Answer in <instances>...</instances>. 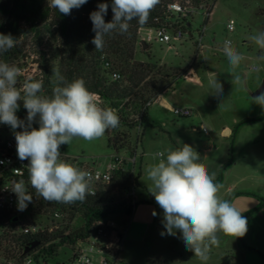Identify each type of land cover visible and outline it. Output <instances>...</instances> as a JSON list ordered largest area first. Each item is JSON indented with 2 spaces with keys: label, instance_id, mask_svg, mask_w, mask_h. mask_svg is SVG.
Returning a JSON list of instances; mask_svg holds the SVG:
<instances>
[{
  "label": "rangeland",
  "instance_id": "1",
  "mask_svg": "<svg viewBox=\"0 0 264 264\" xmlns=\"http://www.w3.org/2000/svg\"><path fill=\"white\" fill-rule=\"evenodd\" d=\"M212 1L205 5L209 8L213 4L209 18L206 10L188 8L191 9L188 18L191 26L187 32H191L192 37L187 34L182 43L173 42L175 48L157 41L147 44L149 52H145L144 47L137 48V62L157 64L162 73L170 76L169 85L158 78V87L165 85L166 88L175 83L172 91L165 96L169 106L184 108L185 104L196 105L199 113L196 115L194 112L190 118L177 117L166 108L168 105H164V100L157 99L149 107L148 125L140 131H130L132 146L137 148V170H142L139 181L141 188L137 190L141 203L130 219L122 253L123 264H201L194 253L186 249L179 231L175 236L166 233L163 210L149 192L152 182L145 170L158 162V158L154 159L158 151L176 150L182 148L183 144H189L199 153V162L206 166L209 174L214 175V182L223 174L219 183L223 185L219 193L221 198L229 201L232 197L230 202L241 212L247 209L243 211L244 214L247 211L255 212L264 202V121L243 125L234 138L222 134L226 126L233 130L238 122L264 116V108L251 102V98L257 96L256 93L264 86V61L257 59L261 52L249 39L258 31H263L264 0ZM179 2L186 8L190 7L188 0ZM231 20L235 22L234 32L227 30ZM205 24V48L194 65L203 84L198 86L184 79V76L197 53L195 39ZM149 33L150 30L142 29L140 37L147 38ZM225 40H231L233 46L245 56L237 72L242 77L247 76V91L239 90L231 83L230 66L222 51ZM209 72H216L223 85V93L219 97L212 94ZM259 84L260 87L254 90L253 85ZM32 126L35 128L34 124ZM202 127L207 128L208 136L202 133ZM138 133L141 137L139 143ZM109 138H113V134L107 132L93 141L74 138L70 144L61 145L59 151L71 161L105 167L117 155L115 149L109 147ZM119 155L132 158L127 150H121ZM225 166L227 169L223 171ZM81 226L82 220L75 219L70 226L71 234ZM162 232L165 233L163 236ZM240 242L239 237L221 234L220 244L212 247L207 264H231V255H236ZM88 255L93 258L94 264H99L100 256ZM50 264L82 263L74 257V246L66 245L60 248L58 256Z\"/></svg>",
  "mask_w": 264,
  "mask_h": 264
},
{
  "label": "clouds",
  "instance_id": "2",
  "mask_svg": "<svg viewBox=\"0 0 264 264\" xmlns=\"http://www.w3.org/2000/svg\"><path fill=\"white\" fill-rule=\"evenodd\" d=\"M88 0H48V6L64 15L72 9H79ZM160 0H112V19L106 22L109 4L100 3L97 10L90 13L95 33L92 43L95 50L102 51L105 37L113 33L130 34L131 22L136 20L140 26L147 23L151 11ZM249 39L261 54L264 61V31H258ZM16 38L10 33H0V54L16 45ZM230 66L232 85L247 91V76L237 72L245 56L225 40L222 48ZM206 59V58H205ZM21 69L15 64L0 61V123L10 126L14 131L18 158L28 160L29 183L38 197L48 202L74 204L83 202L91 190L93 176L61 159L60 146L70 144L74 138L93 141L104 136L109 129L119 126L117 111L102 107L96 101L83 78L71 82L58 70H53L54 87L52 95H42L43 82L26 79L22 91L16 87ZM212 94L221 96L223 85L216 72L208 73ZM260 87V86H259ZM258 87V88H259ZM23 101L27 110L26 120L16 115ZM251 102L264 108V91L252 97ZM38 128L33 122L37 121ZM17 128L21 131H15ZM166 157V158H165ZM158 162L146 168L148 179L152 182L149 192L163 210V223L166 233L175 236L177 231L186 249L192 251L201 264H207L212 247L220 244V235L243 237L248 231L247 218L234 203L219 195L223 185L214 182L206 166L200 163L199 153L189 144L182 148L158 151L154 159ZM11 190L17 196L19 211L26 210L32 201L24 180L14 182ZM153 215H156L153 212ZM165 233L162 232L163 236Z\"/></svg>",
  "mask_w": 264,
  "mask_h": 264
},
{
  "label": "trees",
  "instance_id": "3",
  "mask_svg": "<svg viewBox=\"0 0 264 264\" xmlns=\"http://www.w3.org/2000/svg\"><path fill=\"white\" fill-rule=\"evenodd\" d=\"M177 1L160 0L146 24L140 26L133 20L130 34L113 33L106 36L103 50L97 51L91 42L95 33L90 13L97 10L98 4L108 3L109 9L104 19L106 22L111 21L112 0H88L79 9H72L70 15L49 7L48 0H0V33H10L18 40L11 50L0 54V61L19 60L26 48L34 51L42 71V95H52L55 80L53 70H58L68 82L83 78L87 88L101 96L103 106L115 109L119 116V126L106 131L107 134H113V138H109V147H113L116 152L127 150L131 156H135L137 148L132 146L130 131L148 125V104L169 87H158L156 80L162 78L165 84H170V76L162 73L157 64L136 61L138 47L146 46L144 51L149 52L147 44H140L139 33L142 29H170L178 24L189 23L186 17L169 12V7ZM210 1L191 0V4L193 8L199 9ZM114 73H118L120 79L115 80ZM19 105L16 115L26 120L27 110ZM260 121H264V116L238 122L231 137L234 138L243 125ZM140 138L138 133V143ZM226 169L227 166L222 170ZM222 176L221 173L215 183L219 184ZM141 178L140 168L135 180L138 189L141 188ZM131 179V172L118 171L111 185L97 195H88L83 202L74 204L45 201L36 196L32 189L33 200L26 213L8 215L0 212V264H22L28 259H33V264H50L58 256L61 247L74 245L78 240L88 237L97 221L113 215L133 216ZM231 200L232 197L229 198ZM140 203L137 202L136 208ZM263 207L264 202L260 204V208ZM57 212L63 214L71 225L80 218L82 226L63 238L62 233L58 232L37 235L23 233L26 225L39 222L41 217H53ZM32 244H36V247L30 250ZM250 249L264 260L263 252Z\"/></svg>",
  "mask_w": 264,
  "mask_h": 264
},
{
  "label": "built area",
  "instance_id": "4",
  "mask_svg": "<svg viewBox=\"0 0 264 264\" xmlns=\"http://www.w3.org/2000/svg\"><path fill=\"white\" fill-rule=\"evenodd\" d=\"M213 0L212 2H214ZM189 3V4H188ZM187 4L190 7L183 6L179 1L175 2L169 7V12L175 15H181L187 19L190 16L191 9L193 8L191 0H188ZM204 4L201 8L197 10H206V16H209L213 10V4L206 8ZM189 20V19H188ZM190 23H185L184 25H177L176 27L166 28L161 27L157 29H148L150 30L147 38L140 37V44H148L153 41L160 42L167 45L169 48H175L172 46L173 42L182 43L187 34L192 37L191 32H187V28L190 27ZM205 29L206 24L203 27L202 32L199 33L197 39H195V48L196 56L194 60L190 63L188 70L185 74V79L194 84H199V79L194 72V65L197 61V57L200 52L205 48L204 38H205ZM229 32L235 31V22L231 20L227 26ZM141 31V30H140ZM18 44V40L16 42ZM9 64H15L21 69L20 75L17 79L16 87L22 91L23 83L26 79L31 77L33 80L42 81V71L37 63V55L30 48H26L23 53L20 55L19 60L8 61ZM109 66V65H108ZM118 73L113 74L115 80L120 79ZM96 101L97 103L103 106V100L101 96L97 93ZM156 100V99H155ZM151 101L147 107H150L153 102ZM19 104L23 105V101H18ZM170 111L181 118H190L193 116L194 111L191 108H170ZM19 118V116H18ZM33 124L35 128L39 127L38 118L37 121H34ZM22 129L17 128L15 131H21ZM202 133L206 136L209 135L207 128L202 127L200 129ZM140 131V129H139ZM114 159L109 162L105 167L98 166H88L78 163L77 161H71L69 158L61 154V159L74 165L82 170L88 171L92 174L93 180L91 184L92 192H95L94 195H97L99 192L104 190L107 186L111 185L115 179L116 173L118 171H129L132 173L131 179V200L134 206V213L136 210V204L139 202L137 197V190L135 186V180L137 178V155L126 158L119 155V152H116ZM29 164L28 160L21 161L16 152V140L14 131L10 126L1 123L0 125V212L6 213L8 215L13 213L23 214L29 210L30 203L26 210L19 211L17 207V196L11 190L14 182H19L24 180L27 186L28 192L33 193L32 187L29 183L27 166ZM134 215V214H133ZM132 216L126 215H113L105 219L97 221L91 228L90 234L88 237L82 238L74 244V257L78 261H81L82 264H94L93 258L88 254L100 256L99 264H123L122 253L126 243V238L129 231L130 219ZM71 223L67 220L63 214L57 212L53 217L45 218L41 217L40 221L37 223H32L26 225L23 229L24 234L28 235H37L40 233H62L61 238L71 235L70 230ZM14 264V263H10ZM22 264H33V259H28Z\"/></svg>",
  "mask_w": 264,
  "mask_h": 264
},
{
  "label": "crops",
  "instance_id": "5",
  "mask_svg": "<svg viewBox=\"0 0 264 264\" xmlns=\"http://www.w3.org/2000/svg\"><path fill=\"white\" fill-rule=\"evenodd\" d=\"M204 62H206L205 59H204ZM194 72H195V70H194ZM196 76L199 79V84H195V85L203 86L202 81H201V79L197 73H196ZM260 84L259 85H253V87L255 88L254 90L258 89ZM174 85H175V83H173L171 86H169L166 89V91L157 98L158 100L159 99L164 100L163 101L164 105L165 106L168 105L166 107V108H168V110L171 107L169 106V101L165 98V96L169 92L172 91ZM184 108H191L195 112L196 115H197V113H199V108L196 105H189V104L186 105L185 104ZM196 117L199 120V115ZM222 134L226 135V136L232 135V129L229 126H226L222 129ZM229 190H231V188ZM246 210L247 209H244L243 211H246ZM248 212H250V211H247L246 214L242 213L243 216L248 215V217H247L248 231L243 237H239V239L242 241L240 242V244H238V248L235 251L236 255L235 254L231 255L232 259H233L231 264H264V260H262V258L256 252H253L250 249V248H252L255 250H259V251L263 252V254H264V207L263 208L258 207V209H255V212L253 211L254 213L253 212L248 213Z\"/></svg>",
  "mask_w": 264,
  "mask_h": 264
},
{
  "label": "water",
  "instance_id": "6",
  "mask_svg": "<svg viewBox=\"0 0 264 264\" xmlns=\"http://www.w3.org/2000/svg\"><path fill=\"white\" fill-rule=\"evenodd\" d=\"M144 48L146 49V46H145ZM262 91H264V86H262V87L260 88V90L256 93V95H259L260 92H262ZM35 247H36V244H32L30 250H32V249L35 248Z\"/></svg>",
  "mask_w": 264,
  "mask_h": 264
}]
</instances>
